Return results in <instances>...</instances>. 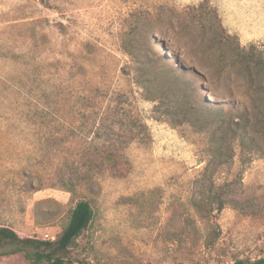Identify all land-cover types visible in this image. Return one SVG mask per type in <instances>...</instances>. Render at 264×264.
Returning a JSON list of instances; mask_svg holds the SVG:
<instances>
[{"label":"rangeland","instance_id":"374dc122","mask_svg":"<svg viewBox=\"0 0 264 264\" xmlns=\"http://www.w3.org/2000/svg\"><path fill=\"white\" fill-rule=\"evenodd\" d=\"M245 57L264 83V0H0V226L58 237L83 199L93 218L65 264L261 256L264 140L232 139L227 162L209 164L213 126L199 119L204 104L250 108ZM102 142L122 145L125 176L67 191L61 173ZM220 187L221 210L195 205ZM15 247L0 245V264H29Z\"/></svg>","mask_w":264,"mask_h":264},{"label":"trees","instance_id":"16d2710c","mask_svg":"<svg viewBox=\"0 0 264 264\" xmlns=\"http://www.w3.org/2000/svg\"><path fill=\"white\" fill-rule=\"evenodd\" d=\"M248 57V56H247ZM241 61V65L245 74L248 75V85L253 92L251 97L250 108L239 110L233 102H230L228 114L223 107L217 104H204L200 107L202 114L199 117L207 129L213 126L210 131V145L208 147L210 162L223 164L230 157L231 140L239 146H253L260 148V142L264 140V83L255 82L254 76L260 75L262 68L261 62H254V66L250 67L248 61ZM247 61V62H246ZM206 103V100H204ZM132 126L139 124L136 119H132ZM113 133L117 134L114 129ZM136 138V135L128 130V134L123 144L130 142ZM122 145L114 143H99L84 149L81 155V170L70 169L68 177L65 172L61 173L62 186L67 191L74 190V183H86L91 188L93 176L97 173L108 172L113 177H123L128 171V161L120 152ZM30 186V183H28ZM214 193L206 194L205 197L195 200L196 206L202 204L208 205V210L212 204L213 209L221 210L224 203L230 197L223 195L222 189ZM40 200L37 202L34 213L36 217L45 215V211L39 208ZM48 214V213H46ZM93 218V208L88 200H78L68 214L66 224L62 227L58 237L55 240L35 239L32 237H19L15 231L6 226H0V245L15 244L16 247L11 252L25 251L24 255L29 264H65L66 261L62 257L69 248L76 244V239L88 227ZM233 264H264L263 254L253 259H237Z\"/></svg>","mask_w":264,"mask_h":264},{"label":"built area","instance_id":"2783aa9c","mask_svg":"<svg viewBox=\"0 0 264 264\" xmlns=\"http://www.w3.org/2000/svg\"><path fill=\"white\" fill-rule=\"evenodd\" d=\"M46 236V238H48V239H50V240H55V236H53V235H48V234H46L45 235Z\"/></svg>","mask_w":264,"mask_h":264}]
</instances>
